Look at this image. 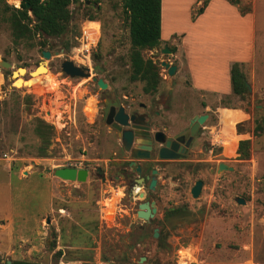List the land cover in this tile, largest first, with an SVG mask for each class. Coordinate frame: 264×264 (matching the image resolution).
Returning a JSON list of instances; mask_svg holds the SVG:
<instances>
[{
  "label": "rangeland",
  "instance_id": "374dc122",
  "mask_svg": "<svg viewBox=\"0 0 264 264\" xmlns=\"http://www.w3.org/2000/svg\"><path fill=\"white\" fill-rule=\"evenodd\" d=\"M190 1L165 0L163 35L190 34L177 44L194 65L169 76L159 61L163 46L174 49V41L161 38L157 46L140 49L160 75L156 90L146 92L143 81L130 78L131 46L122 0L72 2L67 32L45 36L44 46L38 36L14 41L10 10L5 11L3 3L18 7L19 0H0V60L11 63L0 65L1 264H54L58 250V264H264V129H254L257 124L264 128V0H239L237 5L224 0L245 10L249 18L244 21L215 0L199 24L192 21ZM242 48L244 62H232L242 64L250 86L243 98L190 87L192 76L197 82L224 86V62L215 61V55L221 53L224 60L240 55ZM43 50L51 57L44 59ZM63 59L90 67V76L66 75L60 69ZM165 59L175 63L182 57L172 51ZM43 60L40 68L46 71L35 70ZM18 68L25 71L12 75ZM93 73L109 88L100 89L91 80ZM208 77L213 82H207ZM113 91L115 98L130 104L127 112H141L139 102L158 103L170 134L195 114L209 115L184 158L159 162L158 195L149 196L158 209V239L152 238L151 226L145 233L138 230V200L123 195L122 183L113 186L91 176L66 181L52 172L67 162L79 164L82 158L93 167L104 164L113 151L123 154L115 129L95 117L97 106ZM37 119L54 127L45 155L34 130ZM241 139L250 141L246 159L237 153ZM219 163L227 168L219 171ZM199 179L202 187L193 197L190 189ZM142 256L145 260L139 262ZM122 257H127L125 263L118 262Z\"/></svg>",
  "mask_w": 264,
  "mask_h": 264
},
{
  "label": "trees",
  "instance_id": "16d2710c",
  "mask_svg": "<svg viewBox=\"0 0 264 264\" xmlns=\"http://www.w3.org/2000/svg\"><path fill=\"white\" fill-rule=\"evenodd\" d=\"M18 7L4 4V10H10L9 21L11 34L14 41L20 39L31 40L35 36L43 37L38 40L40 45H45V36H61L67 32L71 13L69 5L78 0H19ZM231 4L237 5L239 0H228ZM208 0L203 1V7L194 11L192 18L201 13L207 5ZM122 13L127 20L129 29V40L131 52L129 54V66L131 69L130 78L144 82L146 92L156 90L160 75L151 59H144L140 49L153 48L160 43L161 29V0H122ZM241 14L245 10H240ZM93 19L92 15L88 16ZM241 63L232 62L229 68L231 92L243 98L248 89L246 86L245 74L242 71ZM240 123H237L239 130ZM255 132H261L264 128L261 124L254 127ZM36 135L40 139V152L45 155L51 142V135L54 127L41 119H37L34 127ZM249 139H241L238 142L237 153L239 158L246 159L250 151ZM175 209L171 210L174 212ZM61 251L53 253L54 264H58ZM127 257L118 259V262L125 263ZM12 264H47L25 260H15Z\"/></svg>",
  "mask_w": 264,
  "mask_h": 264
},
{
  "label": "flooded vegetation",
  "instance_id": "af4514ba",
  "mask_svg": "<svg viewBox=\"0 0 264 264\" xmlns=\"http://www.w3.org/2000/svg\"><path fill=\"white\" fill-rule=\"evenodd\" d=\"M172 51L173 50L168 46H163L161 52L164 58L159 61L160 65L162 61L164 60L168 61L165 59V57L168 54H172ZM67 60H71V59H67ZM40 63H42V61L39 62L36 67H38ZM73 63L80 67L82 66L88 67L86 65H83L82 63H76L75 61H73ZM88 68L90 71V67ZM94 74L95 73H93V76H95ZM94 83L96 82L94 81ZM107 88H109L108 84H107ZM122 97L124 99L128 98L127 96H122ZM156 100H158V98H156ZM114 102H116V104H114ZM138 105L142 109L141 112H136V111L127 112L126 108L130 107V104L123 103L119 101L117 98H115L113 91L110 94V96H107V99L103 101L100 106H97L96 109L95 117L99 115L104 121V123L115 129V132L119 135V137L117 138V144L123 151L122 155H119L118 152L113 151L111 152L110 157L106 160L104 164L96 163L93 167H91L88 158H82V161H78L79 164L70 163V162L69 163L72 166H76L77 169H85L87 171L86 179L91 176L92 177L91 180H99L102 183H105L107 181L111 183L113 186H116L117 182L122 183V188L124 189L123 195L128 194L130 196H133L136 200H138L136 203L135 214L139 209L138 205L140 203L148 202L151 209L152 208L151 203L154 202V206L156 210L153 213L152 217H149L147 220L137 218L142 220V222L139 223L138 230L140 232L145 233L144 232L145 229L151 226V229L150 228L149 229L151 230L152 238L158 239L161 236V226L159 223L154 224V218L157 216L158 209L155 204V200L153 198H149V196L158 195L157 186L159 183L158 179L160 177V169H161L159 162H166V161L184 158L187 155L189 147L191 146L194 138L197 137V135H199V133L202 132L201 129L203 127V123L208 119L209 115L206 112L195 114L188 120L185 126L170 134V126L163 122V111L159 110L158 103L156 105H153L151 103L145 104L139 102ZM120 106L124 108V112L128 116L134 115L135 118L138 120L137 124L131 121L129 125L122 126L121 131L113 127L112 125L113 120L110 123H107V119L109 118L111 108L112 107L114 108L110 116L111 119H113L114 113L118 110ZM202 114L207 115L206 119L196 130L195 134L191 135L190 120L194 116L196 115L198 116ZM134 125H139V127L138 126L136 127ZM125 129L132 130L131 149H140L139 145L142 144L149 146V148L146 149V151L148 152V156L146 158L132 159V157L130 156V151L124 149L121 141L120 133ZM166 142H170V144H175V148H173V150L171 148L170 149L174 154L179 155L177 158L160 157V150L161 148L166 146ZM137 179H142V180L140 182H137L136 181ZM152 179H155V185L153 188L150 187V182ZM140 194H142V196H140ZM173 209H175V207H170L168 210L170 211ZM150 212L152 211L150 210ZM155 229H157V236H154Z\"/></svg>",
  "mask_w": 264,
  "mask_h": 264
},
{
  "label": "water",
  "instance_id": "95a60500",
  "mask_svg": "<svg viewBox=\"0 0 264 264\" xmlns=\"http://www.w3.org/2000/svg\"><path fill=\"white\" fill-rule=\"evenodd\" d=\"M88 3V1H86ZM79 3V2H77ZM20 4V1H19ZM167 52V51H164ZM60 52L55 51L54 55H58ZM42 55L44 57V59H48L49 57H51V52L48 50H43L42 51ZM43 64H45V60L42 61ZM0 65H2L3 67H10L11 63L5 61V60H0ZM41 63L39 64L38 67L35 68V70L40 68ZM161 66L164 67V69L167 71L169 76H172L176 73L177 70V65L170 63L169 61H162L161 62ZM60 69L62 72H64L65 74L69 75L70 77H89L90 76V71L88 67L85 66H77L73 63V61L71 60H63L60 64ZM25 69L24 68H18L17 71H13L12 75H16V73L20 72ZM42 72V71H41ZM30 74L33 73L32 71L29 72ZM39 73V72H36ZM91 79L93 81L96 82L97 86L100 89L105 90L107 88V83L102 79V78H97L96 76H92ZM246 86L248 91H250V86L249 84L246 82ZM114 104H116V102H114ZM114 108H111V112L109 114V118L107 119V123H110L112 120V125L113 127H115L117 130L121 131L122 126H126L129 125L130 122L132 121L133 123L137 124V119L135 118L134 115L132 116H128L125 112H124V108L122 106H120L118 108V110L114 113V117L113 119H111V114L113 112ZM207 115L206 114H202V115H196L194 116L191 120H190V132L191 135H194L196 130L199 128V126L204 122V120L206 119ZM129 119V120H128ZM134 126H138L139 125H134ZM121 141L123 144V147L125 150L130 151V156L132 157V159H143L146 158L148 156V152L146 151L147 148H149V146L146 145H139L140 149H131V144H132V130L129 129H125L123 130L121 133ZM173 150V148H175V144H170V142H166V146L161 148L160 150V157L161 158H177L179 155L174 154L171 149ZM142 149V150H141ZM144 149V150H143ZM227 167L223 164V163H219L218 165V170H223L226 169ZM228 169H231V167H228ZM47 172H51L50 169H46ZM53 175L59 177L60 179L66 180V181H85L86 177H87V171L85 169H77L75 167H57L55 169H53ZM142 179H137V182H140ZM155 185V179H152L150 182V187L153 188ZM202 187V180H197L195 181L194 185L191 187L190 189V193L193 197H197L200 193ZM140 196H142V194H140ZM238 203H244V200L241 198L237 199ZM139 209L136 212V217L137 218H141L144 220H147L149 217H152L153 213L155 212V206H154V202L151 203V209L150 206L148 204V202H142L138 205ZM146 210V211H144ZM150 210L152 212H150ZM47 222H49V218H47ZM154 236H157V229H155V233ZM143 260H145V257H141L139 262H142ZM11 261H7V264H10ZM1 264V263H0ZM108 264H113V263H108Z\"/></svg>",
  "mask_w": 264,
  "mask_h": 264
},
{
  "label": "crops",
  "instance_id": "0c3cea01",
  "mask_svg": "<svg viewBox=\"0 0 264 264\" xmlns=\"http://www.w3.org/2000/svg\"><path fill=\"white\" fill-rule=\"evenodd\" d=\"M203 1L204 0H191L188 3V6H190V9L193 11L194 13V9L201 3L200 6H198V9H201L203 7ZM215 2V0H208L207 5L203 8V11L201 12V14H198L196 16H194V19H192L194 24H199L207 14H205L206 9L209 10V8L211 7V5ZM218 2L220 4H222L223 6V10L224 9H228V10H232L234 11V18L237 19H242L243 21L246 20L247 18H249L248 14L245 15H241L240 11H238V8L236 6L230 5V3H226L224 0H218ZM233 7V8H232ZM165 0H161V29H160V39L163 38L164 40L162 41H168V42H173L174 41V45L176 46V48L172 49L175 52V56L176 58H178V56L182 57V60L177 61L173 64L177 65V73H180V71H184L185 68L187 67L188 70L190 71L194 65V62L192 61V58L189 54H187L186 50L184 53H180L179 49H178V44L182 39H184L186 37H190V34H177L178 32H167V35H163V26H164V22L167 20V14H165ZM253 19V17H251ZM251 19L250 24H252V31L254 29L253 27V20ZM174 32V33H173ZM173 33V34H172ZM237 50V47L235 48ZM238 51V50H237ZM243 48L241 49V51L239 52L240 55L235 56L232 55L231 57H225L224 60L221 59V53L220 54H216L215 55V61L221 63L224 62V64H221V68L224 69L223 73H224V77H225V85L224 86H220V85H211V84H205L202 82H197L195 76H192V78L190 79V83L188 81V83L190 84V87L192 89L195 90V92H204L207 94H214L216 93L217 95H222V94H229L232 93L231 92V85L229 82V68H230V64L232 63V61L237 60L239 62H244L243 59H245V55L243 54ZM244 57V58H243ZM220 68V69H221ZM185 72V71H184Z\"/></svg>",
  "mask_w": 264,
  "mask_h": 264
},
{
  "label": "bare ground",
  "instance_id": "6f19581e",
  "mask_svg": "<svg viewBox=\"0 0 264 264\" xmlns=\"http://www.w3.org/2000/svg\"><path fill=\"white\" fill-rule=\"evenodd\" d=\"M15 2H17V0H15ZM209 64V63H208ZM39 72H44V71H46V69L45 68H40L39 70H38ZM209 71H210V69H209ZM208 72V71H207ZM210 73V72H209ZM219 74H217V76H218ZM209 76V75H208ZM215 76V75H214ZM211 77H213V76H211ZM204 78H206V77H204ZM209 78V77H208ZM218 78V77H217ZM210 79L211 78H209V80H207V82H209L210 81ZM219 79V78H218ZM218 79H215L216 81H218ZM214 80V79H213ZM210 82H213V81H210ZM222 83V82H221ZM221 83H219V84H221ZM212 84V83H211ZM217 84V83H216ZM213 85H214V82H213ZM186 262V261H185Z\"/></svg>",
  "mask_w": 264,
  "mask_h": 264
},
{
  "label": "built area",
  "instance_id": "2783aa9c",
  "mask_svg": "<svg viewBox=\"0 0 264 264\" xmlns=\"http://www.w3.org/2000/svg\"><path fill=\"white\" fill-rule=\"evenodd\" d=\"M97 38V37H96ZM64 166H67V167H75V168H77L76 166H72L69 162H67ZM63 166V167H64Z\"/></svg>",
  "mask_w": 264,
  "mask_h": 264
}]
</instances>
